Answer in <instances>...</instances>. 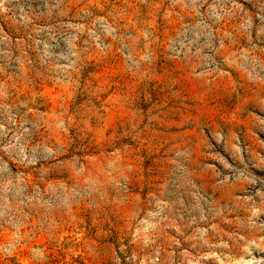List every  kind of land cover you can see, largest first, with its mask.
Masks as SVG:
<instances>
[{"label":"rangeland","instance_id":"rangeland-1","mask_svg":"<svg viewBox=\"0 0 264 264\" xmlns=\"http://www.w3.org/2000/svg\"><path fill=\"white\" fill-rule=\"evenodd\" d=\"M0 264H264V0H0Z\"/></svg>","mask_w":264,"mask_h":264}]
</instances>
